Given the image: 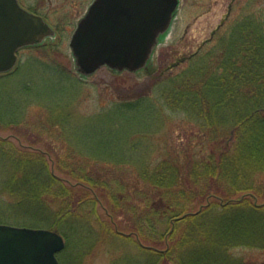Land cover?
<instances>
[{"label":"trees","instance_id":"obj_1","mask_svg":"<svg viewBox=\"0 0 264 264\" xmlns=\"http://www.w3.org/2000/svg\"><path fill=\"white\" fill-rule=\"evenodd\" d=\"M259 17L235 21L214 46L181 59L186 65L178 72L162 71L153 85L157 97L115 100L83 117L70 103L41 102L46 114L38 124L57 127L67 149L58 153L50 143L52 150H31L0 137V192L7 193L8 212L21 215L3 223L59 232L65 240L59 264H83L101 240L114 252L109 264H250L232 249L264 248V201L257 202L264 198ZM4 74L0 130L28 124L26 109H7ZM166 109L197 127L199 151L166 145ZM82 119L104 126L78 134Z\"/></svg>","mask_w":264,"mask_h":264},{"label":"rangeland","instance_id":"obj_2","mask_svg":"<svg viewBox=\"0 0 264 264\" xmlns=\"http://www.w3.org/2000/svg\"><path fill=\"white\" fill-rule=\"evenodd\" d=\"M250 13L260 15L259 22L264 23V0H179L177 13L162 45L154 49L147 66L138 71H115L108 66H102L87 77L81 76L75 69L72 50L69 47L70 32L58 36L49 45L24 48L18 53L14 69L4 74L9 77L3 80L1 90L2 97L8 103L7 109L16 110L18 114L26 109L28 124L0 130V137L10 138L16 145L26 146L31 150H52L51 143L54 149L61 153L67 148L64 137L57 134L59 129L38 124L40 117L46 114L41 102L52 105L70 103L73 112L83 117L98 112L102 107L113 104L115 100H128L140 95L157 97L158 93L153 85L163 78L160 76L162 71L173 66L170 67V72H178L186 65V61L179 62L181 58H186L197 49L205 51L211 48L217 43L218 37L228 31L235 21ZM214 31L216 33L213 36ZM24 83L31 85L29 92L22 91ZM165 113L161 134L165 136L166 145L179 148L189 145L193 151H199L201 143L195 134L197 127L183 121L182 117H179L180 113L176 111L166 109ZM95 118L97 117L92 119ZM96 123L101 128L104 126L98 119L90 122L82 119L83 127L80 124L75 131L78 134H85L86 130L97 131L98 127H90ZM49 129L54 132L53 135ZM187 131H193L194 136L190 132L188 136ZM27 138L36 140L32 142ZM160 144L165 145L163 142ZM47 156L50 162L54 161V152H49ZM58 174L63 176L62 173ZM6 199L7 193L1 191L0 223L7 217L13 220L21 217L18 213L8 212ZM262 201L264 198L257 199V202ZM103 211L99 208L100 214H103ZM6 224L17 225L11 222ZM102 242L99 241V244L86 253L83 264H109L114 252L108 250V246L100 244ZM122 244L127 245L124 242ZM129 248H133V245L129 244ZM232 252L247 259L250 264H264V248L236 247Z\"/></svg>","mask_w":264,"mask_h":264},{"label":"water","instance_id":"obj_3","mask_svg":"<svg viewBox=\"0 0 264 264\" xmlns=\"http://www.w3.org/2000/svg\"><path fill=\"white\" fill-rule=\"evenodd\" d=\"M179 0H95L79 21L70 46L82 76L100 67L137 71L147 66L158 38L170 26ZM15 0H0V73L17 62L16 50L51 33ZM63 236L45 227L0 223V264H59Z\"/></svg>","mask_w":264,"mask_h":264},{"label":"flooded vegetation","instance_id":"obj_4","mask_svg":"<svg viewBox=\"0 0 264 264\" xmlns=\"http://www.w3.org/2000/svg\"><path fill=\"white\" fill-rule=\"evenodd\" d=\"M27 13L39 16L51 29L40 42L27 44L16 50L17 56L20 50L29 47L49 45L65 33L70 32L72 38L79 21L86 15L95 0H15ZM72 17V19H70ZM171 27V26H170ZM170 27L160 36L156 48L162 45L163 36L166 37ZM50 29H47L49 31ZM216 32H213V36ZM196 51V50H195ZM183 59V58H181ZM117 71V70H115Z\"/></svg>","mask_w":264,"mask_h":264}]
</instances>
